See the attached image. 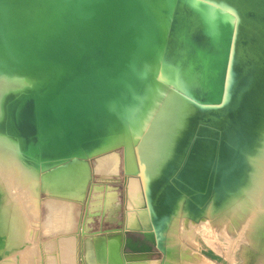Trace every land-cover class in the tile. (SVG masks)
Instances as JSON below:
<instances>
[{
  "label": "bare ground",
  "instance_id": "6f19581e",
  "mask_svg": "<svg viewBox=\"0 0 264 264\" xmlns=\"http://www.w3.org/2000/svg\"><path fill=\"white\" fill-rule=\"evenodd\" d=\"M66 1L0 0V264H18L1 255L14 245L27 246L29 264H97L90 237L84 243L75 230L77 204L87 200L91 212L103 207L115 223L121 202L108 183L121 176L122 147L125 221L116 223L155 225L160 248L183 201L197 214L209 198L223 200L221 206L237 207L228 206L233 219L218 232L227 241L236 236L231 232L252 239L256 264H264V215H248L264 212V0H192L203 9L199 24L182 16L187 0H133L143 29L136 51L108 84H99L91 114L74 119L82 128L78 139H89L33 152L34 139L19 124L18 111L30 94L36 97L40 140L48 143L63 130L49 103L64 96V87L57 85L55 69L29 66L21 55L35 27ZM234 38L237 63L229 69ZM216 51L222 70L213 63ZM96 176L108 185L95 184ZM20 198L31 203L45 240L34 242ZM86 220L91 233L90 215ZM236 245L232 264H242L250 247ZM142 256L129 264H161Z\"/></svg>",
  "mask_w": 264,
  "mask_h": 264
},
{
  "label": "water",
  "instance_id": "95a60500",
  "mask_svg": "<svg viewBox=\"0 0 264 264\" xmlns=\"http://www.w3.org/2000/svg\"><path fill=\"white\" fill-rule=\"evenodd\" d=\"M133 6V0H67L35 27L21 58L32 67L55 69L64 96L49 103L52 120L62 124L63 130L48 143L40 140L42 115L36 97L30 94L18 111L19 124L34 139L33 152L42 146L72 148L89 139H78L82 128L74 119L91 114L99 84H108L128 54L136 51L143 29ZM157 236L155 225L130 229L123 224L119 229L91 232L90 242L97 264H129L137 255L159 261Z\"/></svg>",
  "mask_w": 264,
  "mask_h": 264
},
{
  "label": "rangeland",
  "instance_id": "374dc122",
  "mask_svg": "<svg viewBox=\"0 0 264 264\" xmlns=\"http://www.w3.org/2000/svg\"><path fill=\"white\" fill-rule=\"evenodd\" d=\"M194 3V4H193ZM195 1L192 0H187L186 2V8L188 9L187 11L185 9H182L181 13L183 14L182 16L190 18L191 21L193 22H198L195 21L196 19H199L202 16L203 9L200 8V6L197 5ZM196 8H195V7ZM194 8V9H193ZM198 8V9H197ZM198 11H196V10ZM165 11V10H164ZM200 13L196 15V13ZM202 12V13H201ZM194 13V14H192ZM193 15V16H192ZM198 17V18H195ZM200 20H204L201 19ZM201 21V22H202ZM200 22V23H201ZM204 22V21H203ZM239 32V31H238ZM243 32L240 30L238 33L239 35L242 34ZM241 43L242 40H239ZM236 39L234 38L233 40V46H232V51L231 54L232 56L230 57L229 61V66L228 68L233 69L236 66V55L238 54L236 51V48L234 45H236ZM213 50L219 51L217 48L211 47ZM215 57L213 58V63L219 68H223L222 61L220 58V54H216ZM219 57H218V56ZM216 58V59H215ZM219 58V59H218ZM218 59V60H217ZM215 60V61H214ZM222 70V69H221ZM121 153V156L123 157L122 165L120 168V177H115V181H112L108 184L113 185L115 188L117 187V193H118V201L120 203V209L116 212L117 213V220L112 222V220L109 219L108 213L103 210V207L97 208V209H91L94 210V212H91L89 210L88 201L87 200H81L77 204V209H78V214H77V220H76V227L75 230L79 232V234L82 237V240L85 243L86 238L90 237L91 233L85 232V226L87 225V220L86 217L90 215V220H88L89 224L91 225V232L95 231H106L110 230L113 228H121L123 227V224L121 223H116L119 219L121 221H124L125 219V209H124V203L126 199V182L128 180V176L126 174L125 170V165H124V151L125 148L122 147L118 150ZM89 164L93 168L95 164V160L89 159ZM95 184L97 185H108L107 182H102L100 180L99 176H96V179L94 180ZM91 187V186H90ZM261 189V186H259ZM90 188H89V193H90ZM46 195L43 193L42 197H45ZM261 201L260 205L263 207L264 204V193L261 195ZM210 202L204 204L201 211H199L197 214H192L189 213L188 210L186 211V201H183L181 204V209L178 210L177 213L173 214V217L171 221L168 223V227L166 229V232L163 235L162 239V244L159 250L162 253V256L160 259L161 264H232L233 263V255H234V247L236 248L238 243L242 242L248 247H250L247 251V258H243L242 264H256L258 257H259V251L255 248H252L254 246L253 240L252 239H242L240 238L239 235H241V232H231L229 234L231 235H236L235 237H230L228 238V241L224 239L222 235H220V232H218V229L222 231V226L224 223H226L229 219H233L232 211H230V208L233 207L236 208L237 204H234L233 206H230V203L223 204L221 206V202L219 203H214L213 199L209 198ZM33 202V200H32ZM240 202V200H239ZM18 203L22 204L25 209V213L28 216V220L30 221V225L32 227V232L34 231V242H39L45 240L47 237L42 231V226L38 222L39 220L36 219L34 216H32V213L29 209L31 206V203L27 204L23 199L20 198ZM122 204V207H121ZM215 206V207H214ZM218 206H221L218 208ZM228 206L230 208H228ZM41 209H42V214L43 216L45 215V207L41 204ZM40 209V213H41ZM237 210H241L240 207L237 208ZM254 214L257 219H259L262 215H264V212L262 211H257V212H252L249 213L250 215ZM108 218H107V217ZM176 220V221H175ZM175 221V223H174ZM243 220H241L242 224ZM40 224V225H39ZM240 224V225H241ZM239 225V226H240ZM239 226L236 228L238 229ZM218 228V229H217ZM37 229V230H36ZM239 234V235H238ZM32 238V237H31ZM231 243H234L231 245ZM33 244V242H31ZM260 245V244H259ZM37 245L35 244L34 247ZM261 246V245H260ZM27 246H17L14 245L12 247L5 246L3 249V253L1 254L2 257H9V256H14L17 259L18 264H26L28 261L26 260V248ZM23 249V250H22ZM233 250V251H232ZM246 251V252H247ZM24 256V257H23ZM38 260L40 259L39 254L37 255ZM246 259V260H245ZM36 261H32L33 263L36 264ZM31 262V261H29ZM31 262V263H32ZM29 264V263H28Z\"/></svg>",
  "mask_w": 264,
  "mask_h": 264
}]
</instances>
